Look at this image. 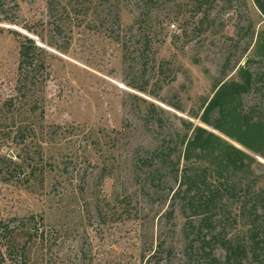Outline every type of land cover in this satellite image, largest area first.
<instances>
[{"label":"rangeland","instance_id":"1","mask_svg":"<svg viewBox=\"0 0 264 264\" xmlns=\"http://www.w3.org/2000/svg\"><path fill=\"white\" fill-rule=\"evenodd\" d=\"M15 1L17 25L0 21V159L21 170L0 181V216L42 219L48 242L28 245L29 264H145L156 254L159 264L178 263L183 220L177 209L166 217L175 183L140 159L168 148L177 160L185 125L202 126L194 115L216 82L236 80L247 60L264 74V18L251 0L215 1L206 18L198 0ZM14 33L46 52L37 86L18 83ZM258 92L243 103L260 104L264 116V86ZM226 141L253 159L264 190V158Z\"/></svg>","mask_w":264,"mask_h":264},{"label":"trees","instance_id":"2","mask_svg":"<svg viewBox=\"0 0 264 264\" xmlns=\"http://www.w3.org/2000/svg\"><path fill=\"white\" fill-rule=\"evenodd\" d=\"M215 1L219 0H198L197 13L206 18ZM251 1L264 18V0ZM52 10V3L47 2L48 13ZM18 13L15 0H0L1 22L17 25ZM21 28L39 36L33 26ZM14 34L19 38L18 83L37 86L47 74L46 52L31 37ZM67 46L52 47L64 50ZM258 50L259 58L264 60V32L258 38ZM251 63L253 61L247 60L238 69L236 80L214 84L212 95L203 102L199 114L194 115L202 126L185 125L190 133L180 142L182 151L177 160L168 148L148 152V156L140 159L142 165L149 164V173L164 172L176 186L170 190V210L166 217L173 220L178 210L183 220L180 230L183 240L182 259L173 264H264V190L257 188V179L253 177V159L226 141H234L264 158L262 109H259L260 104L245 107L243 103L246 96L260 94L258 91L264 86L261 84L264 74L252 71L248 66ZM130 87L145 92L134 85ZM17 101L14 89L4 101L10 113ZM12 123L13 128V120ZM20 126L16 127V134L21 133ZM20 170L16 161L0 159V181L12 180ZM237 225L241 228L239 233L230 235L227 229L231 231ZM42 226V219L33 215L8 219L0 216V264H29L28 245L33 242L42 247L47 245ZM161 246L159 244L158 248ZM161 258L160 254L152 255L145 264H150L151 259L155 260L152 264H159Z\"/></svg>","mask_w":264,"mask_h":264},{"label":"built area","instance_id":"3","mask_svg":"<svg viewBox=\"0 0 264 264\" xmlns=\"http://www.w3.org/2000/svg\"><path fill=\"white\" fill-rule=\"evenodd\" d=\"M171 28H174V26H173V25H171Z\"/></svg>","mask_w":264,"mask_h":264}]
</instances>
